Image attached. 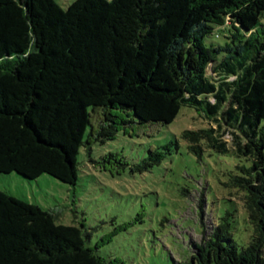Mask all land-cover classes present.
I'll return each instance as SVG.
<instances>
[{
  "label": "trees",
  "instance_id": "1",
  "mask_svg": "<svg viewBox=\"0 0 264 264\" xmlns=\"http://www.w3.org/2000/svg\"><path fill=\"white\" fill-rule=\"evenodd\" d=\"M217 31L229 43L207 46ZM184 107L207 123L179 135L197 159L216 152L249 162L227 186L252 234L238 245L227 213L178 264H264V0H76L66 10L55 0H0L1 174L76 186L83 147L134 125L162 132ZM172 145L179 140L151 147L132 172L160 165ZM103 162L106 171L131 166L116 153ZM98 248L81 228L0 190V264L115 262Z\"/></svg>",
  "mask_w": 264,
  "mask_h": 264
},
{
  "label": "rangeland",
  "instance_id": "2",
  "mask_svg": "<svg viewBox=\"0 0 264 264\" xmlns=\"http://www.w3.org/2000/svg\"><path fill=\"white\" fill-rule=\"evenodd\" d=\"M74 1L55 0L65 10ZM216 34L220 37L208 38L207 46L229 43L223 32ZM209 74H213V66ZM102 121L103 112L97 110L92 118L95 131ZM203 127H207L203 117L184 107L162 132L158 133V126L145 129L134 125L127 131L123 128L115 140L93 144L90 151L83 147L76 186L47 174L29 180L14 172L0 173V190L51 212L58 224L81 228L86 246H98L96 253L108 262L115 260L113 264L187 262L204 230L211 232L227 213L234 215V239L246 246L252 227L237 189L227 184L231 172L237 173L239 165L249 162L216 152L197 159L179 135ZM177 140L178 149L172 145L171 154L160 165L143 173L132 172L151 147L161 149ZM227 140L234 147L232 135ZM110 153L121 155L131 166L126 170L108 166L106 171L99 163Z\"/></svg>",
  "mask_w": 264,
  "mask_h": 264
}]
</instances>
